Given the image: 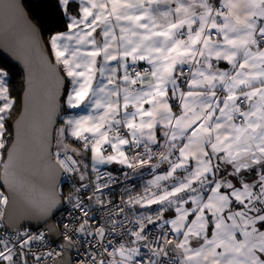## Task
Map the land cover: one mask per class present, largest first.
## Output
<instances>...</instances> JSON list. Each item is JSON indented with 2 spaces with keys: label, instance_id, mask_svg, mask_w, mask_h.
Instances as JSON below:
<instances>
[{
  "label": "snow or ice",
  "instance_id": "6c2138e0",
  "mask_svg": "<svg viewBox=\"0 0 264 264\" xmlns=\"http://www.w3.org/2000/svg\"><path fill=\"white\" fill-rule=\"evenodd\" d=\"M50 7L66 23L46 40L22 0L0 9L40 52L43 111L31 129L51 177L38 185L20 170L35 74L26 64L19 97L4 65L0 165L12 197L0 191V264H264V0ZM125 168L151 179L106 198L131 182ZM58 174L77 181L66 195ZM16 198L22 210L10 214Z\"/></svg>",
  "mask_w": 264,
  "mask_h": 264
},
{
  "label": "water",
  "instance_id": "95a60500",
  "mask_svg": "<svg viewBox=\"0 0 264 264\" xmlns=\"http://www.w3.org/2000/svg\"><path fill=\"white\" fill-rule=\"evenodd\" d=\"M8 0H0V9H3L6 6ZM22 3L29 13L26 5L24 4V0ZM30 15V13H29ZM31 17V16H30ZM32 18V17H31ZM33 21H35L32 18ZM36 22V21H35ZM15 52V55L13 54ZM0 56L6 60L9 64L15 65L19 67L24 73V87L25 80L27 78V70L26 64L35 74V84L36 90L32 97L31 101V109L29 113V132L28 139L25 143L22 152H21V164L20 170L31 179L35 180L38 185H44L50 182L51 177L44 171L43 164L38 159V153L34 147L32 137L34 135L33 130L31 129V122L33 120L38 121L43 111V100L42 93L40 91V84L44 78V70L41 65V56L38 50H35L30 47L29 43L24 37V33L20 31L19 25L15 22V20L7 14L5 11H0ZM17 56L20 58L17 59ZM24 90V88H23ZM23 95V91H22ZM21 95V97H22ZM62 115L64 113H61ZM62 175L58 174L57 179V188L60 190V184L62 181ZM3 166L0 165V183L5 190L6 194L12 197V193L6 186H3ZM10 214L17 213L22 210L19 199L16 198L15 203H11L6 209ZM58 214V213H57ZM56 214V215H57ZM26 224L30 225L34 228H39V222L25 221ZM57 225L55 223V219L51 221L50 226ZM58 232H53L49 234V238L51 240L58 241ZM72 258L71 252L65 253V259Z\"/></svg>",
  "mask_w": 264,
  "mask_h": 264
},
{
  "label": "trees",
  "instance_id": "16d2710c",
  "mask_svg": "<svg viewBox=\"0 0 264 264\" xmlns=\"http://www.w3.org/2000/svg\"><path fill=\"white\" fill-rule=\"evenodd\" d=\"M51 0H24L30 16L40 25L45 40L54 31L63 30L66 23L65 18L55 14L50 7ZM7 65L11 69V88L13 95L21 97L24 88L23 71L9 64L0 56V67Z\"/></svg>",
  "mask_w": 264,
  "mask_h": 264
},
{
  "label": "built area",
  "instance_id": "2783aa9c",
  "mask_svg": "<svg viewBox=\"0 0 264 264\" xmlns=\"http://www.w3.org/2000/svg\"><path fill=\"white\" fill-rule=\"evenodd\" d=\"M108 171H113V169L107 167ZM124 171H128L129 172V176L131 178V182H122L120 184H117V185H113L106 193H105V197L106 198H111L113 199L114 201H118L120 196L122 194H124V189L127 188V189H135V191L132 193L133 195L135 194V192H139L142 190V186L143 184L148 180V179H151V175L148 173L147 170H145L143 172L142 175L140 174H137L135 176H133V174L130 172V170L128 169H123ZM114 175H117L119 176L120 175V172L119 171H115L114 172ZM77 181L74 180L72 178V176L70 175H66V174H63L62 175V181H61V184H60V190L66 195L70 189H71V186L73 184H76ZM0 191H3L5 194V190L3 189L1 183H0ZM7 195V194H6ZM97 215L100 216L101 218H103V214L100 213V212H97ZM63 217L61 216L60 213H58L56 215V218H55V223L57 224L59 222V220H61ZM31 230L32 231H37L38 228H34V227H31ZM40 230H43V229H40ZM48 241L50 242V247L52 248H56L57 247V243L58 241L56 240H51L49 238V234H48V237H47ZM37 248H39V250L41 251H46L48 250L47 249V246H40V245H34V250H36ZM71 256L72 258L74 259L75 258V252H71ZM31 259V258H30ZM49 264H51V262L49 261Z\"/></svg>",
  "mask_w": 264,
  "mask_h": 264
},
{
  "label": "crops",
  "instance_id": "0c3cea01",
  "mask_svg": "<svg viewBox=\"0 0 264 264\" xmlns=\"http://www.w3.org/2000/svg\"><path fill=\"white\" fill-rule=\"evenodd\" d=\"M68 143L69 144H73L74 143V141L70 138L69 140H68ZM78 146V145H77ZM87 162V161H86ZM107 167H109V168H111V169H114V168H116V169H119L120 168V166H107Z\"/></svg>",
  "mask_w": 264,
  "mask_h": 264
}]
</instances>
